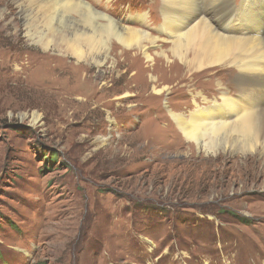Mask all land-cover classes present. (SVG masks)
<instances>
[{"label":"rangeland","instance_id":"1","mask_svg":"<svg viewBox=\"0 0 264 264\" xmlns=\"http://www.w3.org/2000/svg\"><path fill=\"white\" fill-rule=\"evenodd\" d=\"M22 6L0 0V264H264L262 159L240 150L214 157L180 133L182 144L172 143L179 131L168 110H191L193 87L209 95L216 81L233 79L202 76L188 86L178 72L162 95L129 96L115 114L64 115L57 95L36 94L42 66L57 55L56 64L91 67L93 82L100 72L64 46L32 42L38 34L23 26ZM99 9L122 23L144 12L150 26L162 23L158 0H99ZM52 23L70 31L62 12ZM242 155L247 167L233 164Z\"/></svg>","mask_w":264,"mask_h":264},{"label":"bare ground","instance_id":"2","mask_svg":"<svg viewBox=\"0 0 264 264\" xmlns=\"http://www.w3.org/2000/svg\"><path fill=\"white\" fill-rule=\"evenodd\" d=\"M15 1L20 6L29 4L22 6L20 15L30 37L38 34L32 42L42 49L50 42L64 46L66 53L88 59L100 72L93 82L91 67L79 61L56 64L57 55L51 57L50 67L46 63L42 66L45 74L36 79L41 86L36 94L45 92L50 101L57 95L65 104L59 108L64 115L73 117L85 110L95 116L109 108L115 114L114 103L129 96L162 95L167 88L164 83L178 72L188 86L202 76L219 74L233 82L216 81L218 87L209 95L193 87L191 110H168L179 131L172 143L182 144L176 141L180 133L188 146L208 149L214 157L219 150L226 155L240 150L264 163V0H240L237 4L234 0H158L162 20L158 28L147 23L146 12L129 17L125 23L117 21L100 11L99 0ZM60 12L69 20L67 33L52 23L54 13ZM72 12L85 21L76 24L79 19ZM46 17L50 23L44 27ZM88 19L93 20L90 28ZM53 33H58L55 40ZM112 35L118 43L109 47ZM159 41L170 43L169 49L162 48ZM151 45L157 47L154 53ZM49 72H53L52 78L47 80ZM56 85L59 92L52 90ZM97 93L101 102L92 107ZM249 161L242 155L233 164L247 167ZM258 171L264 173L263 169Z\"/></svg>","mask_w":264,"mask_h":264}]
</instances>
